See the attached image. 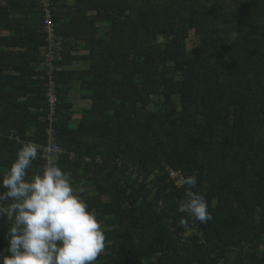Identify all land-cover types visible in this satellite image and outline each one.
<instances>
[{"label":"trees","instance_id":"obj_1","mask_svg":"<svg viewBox=\"0 0 264 264\" xmlns=\"http://www.w3.org/2000/svg\"><path fill=\"white\" fill-rule=\"evenodd\" d=\"M50 2L52 125L43 9L0 0V178L23 143L45 147L52 126L56 165L95 188L81 195L105 235L96 264H264V0ZM74 84L91 104L76 127ZM190 176L212 214L204 224L178 212Z\"/></svg>","mask_w":264,"mask_h":264},{"label":"clouds","instance_id":"obj_2","mask_svg":"<svg viewBox=\"0 0 264 264\" xmlns=\"http://www.w3.org/2000/svg\"><path fill=\"white\" fill-rule=\"evenodd\" d=\"M42 161L41 165H37ZM35 168L34 174H29ZM170 177V176H169ZM182 181H176L180 185ZM189 186L178 207L201 224L212 219L208 203ZM0 220L10 222L6 238L8 255L0 264H96L104 251L105 235L96 213L89 209L71 177L58 165L42 160V148L25 142L16 159L0 178Z\"/></svg>","mask_w":264,"mask_h":264},{"label":"built area","instance_id":"obj_3","mask_svg":"<svg viewBox=\"0 0 264 264\" xmlns=\"http://www.w3.org/2000/svg\"><path fill=\"white\" fill-rule=\"evenodd\" d=\"M39 3L44 12V30L46 33V43L47 45L44 48V53L46 57V61L44 63L46 67V72L50 76L49 82L46 85L48 90L46 93L47 96V105H48V121L52 125L56 115V104H57V97H56V90L57 86L56 83L53 81V73L57 70L54 62L58 58H60L59 54V43L56 40V33H55V24L53 22V10L51 8L50 0H39ZM59 55V56H58ZM48 142L45 147L42 148V160L46 163H52L56 165L58 158L63 155L64 150L58 145L56 141V132L53 130L51 126L48 131ZM169 176L171 179L175 181H181L182 176L180 172L170 171ZM133 180H137L141 182V177H134Z\"/></svg>","mask_w":264,"mask_h":264},{"label":"crops","instance_id":"obj_4","mask_svg":"<svg viewBox=\"0 0 264 264\" xmlns=\"http://www.w3.org/2000/svg\"><path fill=\"white\" fill-rule=\"evenodd\" d=\"M5 36V35H9V33L6 32H1L0 31V36ZM88 66L84 65V64H74L72 67H70L69 69H75V70H85L87 69ZM70 97H69V103L72 105V111L71 113V126L72 127H76L82 118V111L89 109L90 108V101L85 98V94L86 92L82 91L80 88V84H74L73 87L71 88L70 92ZM88 161H90L89 158H86L83 163H87ZM80 174L83 173V170L81 169ZM92 183L88 182V181H83L81 182L79 186H83L85 187V193L87 194V196H91L95 194V188L93 185H91Z\"/></svg>","mask_w":264,"mask_h":264},{"label":"rangeland","instance_id":"obj_5","mask_svg":"<svg viewBox=\"0 0 264 264\" xmlns=\"http://www.w3.org/2000/svg\"><path fill=\"white\" fill-rule=\"evenodd\" d=\"M102 28L104 29L105 27L102 25ZM196 45H197V41L194 40V38H191L190 41H189V43H188L189 50H194V48L196 47Z\"/></svg>","mask_w":264,"mask_h":264}]
</instances>
